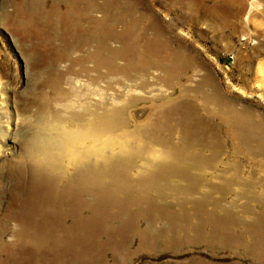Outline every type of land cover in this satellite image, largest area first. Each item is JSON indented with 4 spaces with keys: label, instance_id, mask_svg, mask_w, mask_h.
<instances>
[{
    "label": "rangeland",
    "instance_id": "1",
    "mask_svg": "<svg viewBox=\"0 0 264 264\" xmlns=\"http://www.w3.org/2000/svg\"><path fill=\"white\" fill-rule=\"evenodd\" d=\"M0 264H264V0H0Z\"/></svg>",
    "mask_w": 264,
    "mask_h": 264
}]
</instances>
